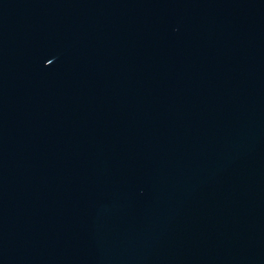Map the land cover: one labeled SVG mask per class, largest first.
Wrapping results in <instances>:
<instances>
[{"label":"water","instance_id":"1","mask_svg":"<svg viewBox=\"0 0 264 264\" xmlns=\"http://www.w3.org/2000/svg\"><path fill=\"white\" fill-rule=\"evenodd\" d=\"M0 264H264V0H0Z\"/></svg>","mask_w":264,"mask_h":264}]
</instances>
